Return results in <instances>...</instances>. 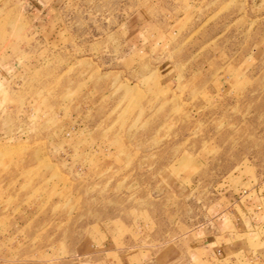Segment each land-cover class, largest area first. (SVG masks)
Listing matches in <instances>:
<instances>
[{"label": "rangeland", "instance_id": "obj_1", "mask_svg": "<svg viewBox=\"0 0 264 264\" xmlns=\"http://www.w3.org/2000/svg\"><path fill=\"white\" fill-rule=\"evenodd\" d=\"M262 185L264 0H0V264H264Z\"/></svg>", "mask_w": 264, "mask_h": 264}, {"label": "crops", "instance_id": "obj_2", "mask_svg": "<svg viewBox=\"0 0 264 264\" xmlns=\"http://www.w3.org/2000/svg\"><path fill=\"white\" fill-rule=\"evenodd\" d=\"M255 192L249 191L247 192V194L244 195L245 200H243L246 205L244 206V210L246 212V221H245V232L244 233H260L264 231V185L259 186V188H254ZM252 212H255L254 214H252ZM252 214V215H251ZM236 228H240L241 226H237L235 224ZM240 232H228V231H224L218 236H216L214 238V240H212L213 242H215V244L217 243V241H219V239H221L223 237V235H230V234H234L237 235ZM222 244V243H221ZM220 244L217 243L216 246H219ZM223 245V244H222ZM215 246V247H216ZM223 247L226 248L225 245H223ZM218 252H222L221 248L217 249Z\"/></svg>", "mask_w": 264, "mask_h": 264}]
</instances>
